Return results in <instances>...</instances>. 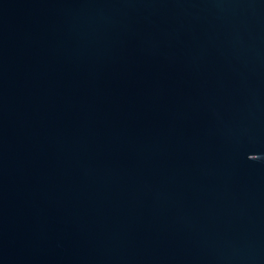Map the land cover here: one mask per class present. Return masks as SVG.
Masks as SVG:
<instances>
[{"label":"water","instance_id":"obj_1","mask_svg":"<svg viewBox=\"0 0 264 264\" xmlns=\"http://www.w3.org/2000/svg\"><path fill=\"white\" fill-rule=\"evenodd\" d=\"M0 264H264V0H0Z\"/></svg>","mask_w":264,"mask_h":264}]
</instances>
